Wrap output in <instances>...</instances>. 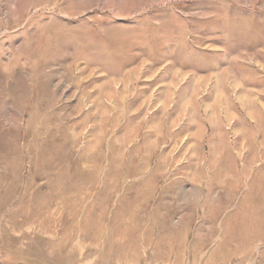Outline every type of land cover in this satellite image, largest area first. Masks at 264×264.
Returning a JSON list of instances; mask_svg holds the SVG:
<instances>
[{"label":"rangeland","instance_id":"obj_1","mask_svg":"<svg viewBox=\"0 0 264 264\" xmlns=\"http://www.w3.org/2000/svg\"><path fill=\"white\" fill-rule=\"evenodd\" d=\"M0 264H264V0H0Z\"/></svg>","mask_w":264,"mask_h":264},{"label":"bare ground","instance_id":"obj_2","mask_svg":"<svg viewBox=\"0 0 264 264\" xmlns=\"http://www.w3.org/2000/svg\"><path fill=\"white\" fill-rule=\"evenodd\" d=\"M63 198H64V197H63ZM65 198H68V197H65ZM68 199H69V198H68ZM68 199H65V200L67 201ZM62 200H63V199H62ZM87 211H88V210H87ZM79 212H80V211H79ZM88 215H89V212H88ZM252 216H253V215H252ZM249 218H251V216H250ZM252 218H253V217H252ZM83 225H84V224H83ZM97 227H98V225H97ZM135 228H136V227H135ZM100 229H101V228H100ZM120 229H121V228H120ZM127 229H128V228H127ZM124 230H125V229H124ZM128 230H129V229H128ZM130 230H131V229H130ZM111 231H112V230H111ZM120 231H122V229H121ZM134 231H135V230H134ZM134 231L132 230V232H134ZM117 232H119V231H117ZM125 232H127V231H125ZM132 232H131V233H132ZM98 233H99V231H98ZM120 233H121V232H120ZM128 233H130V232H128ZM131 233H130V234H131ZM230 233H231V232H230ZM123 234H124V233H123ZM101 235H102V234H101ZM126 235H127V234H126ZM249 236H250V235H249ZM123 237H124V236H122V240H123ZM252 237H253V236H252ZM118 238H119V237H118ZM111 240H112V239H111ZM118 240H119V239H118ZM122 240H121V241H122ZM115 243H116V242H115Z\"/></svg>","mask_w":264,"mask_h":264}]
</instances>
